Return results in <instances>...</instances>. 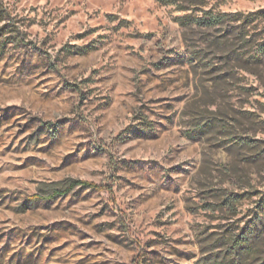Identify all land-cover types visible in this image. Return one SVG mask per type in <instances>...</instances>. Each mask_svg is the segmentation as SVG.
<instances>
[{"label":"rangeland","instance_id":"374dc122","mask_svg":"<svg viewBox=\"0 0 264 264\" xmlns=\"http://www.w3.org/2000/svg\"><path fill=\"white\" fill-rule=\"evenodd\" d=\"M177 5L0 0V264L264 260V0Z\"/></svg>","mask_w":264,"mask_h":264},{"label":"trees","instance_id":"16d2710c","mask_svg":"<svg viewBox=\"0 0 264 264\" xmlns=\"http://www.w3.org/2000/svg\"><path fill=\"white\" fill-rule=\"evenodd\" d=\"M164 5H177L180 10H186L188 6H193L201 2V0H158ZM264 13V12H263ZM225 16L224 15H212L210 13H205L203 17H196L194 22L206 28H213L217 25L223 23ZM181 24H186L184 21L180 22ZM259 52L264 55V45H261ZM82 184L85 186H89L86 182L81 181H71L69 184V188L77 185ZM56 192V191H55ZM64 191L63 194H65ZM62 194V195H63ZM57 195L56 193L54 196ZM38 198V197H37ZM252 227L248 229H244L239 235H235L233 237L227 238L223 240V245L228 246V255H230V260L226 264H242V256L244 254H249L252 252L253 248V239L255 238L254 232L251 230ZM215 264V263H214ZM223 264V263H218ZM259 264H264V260L260 261Z\"/></svg>","mask_w":264,"mask_h":264}]
</instances>
